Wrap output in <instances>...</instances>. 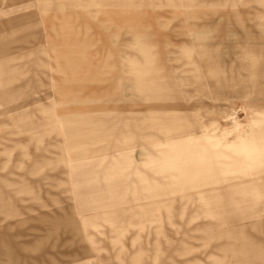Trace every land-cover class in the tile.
Returning a JSON list of instances; mask_svg holds the SVG:
<instances>
[{
	"label": "rangeland",
	"instance_id": "rangeland-1",
	"mask_svg": "<svg viewBox=\"0 0 264 264\" xmlns=\"http://www.w3.org/2000/svg\"><path fill=\"white\" fill-rule=\"evenodd\" d=\"M105 1L0 0V264H264V0Z\"/></svg>",
	"mask_w": 264,
	"mask_h": 264
},
{
	"label": "crops",
	"instance_id": "crops-1",
	"mask_svg": "<svg viewBox=\"0 0 264 264\" xmlns=\"http://www.w3.org/2000/svg\"><path fill=\"white\" fill-rule=\"evenodd\" d=\"M101 2H100V5H101V7H108L109 5H110V3H109V1H105V0H100ZM70 5V4H69ZM151 5V3L148 5V6H146V7H148V9H139V8H141L142 7V2L140 1V3H138L136 6H133V7H137L138 9H134V10H138L137 12L138 13H140L141 11L140 10H142V11H147V10H150L149 9V6ZM66 6H68V5H61V4H59V5H54V9H55V11L53 10V12H59V13H63L64 12V9L66 8ZM263 7H264V4L262 5ZM113 7H116L117 9H120L119 11L120 12H122V11H124V10H128V9H125V8H127V7H129L127 4H124V5H116V6H113ZM155 7V6H154ZM151 8H153V7H151ZM118 11V12H119ZM116 13V12H115ZM119 14H121V13H119ZM54 15H56V14H54ZM124 16V15H123ZM56 17V16H55ZM262 19H263V21H264V12L262 13ZM263 25H264V22H263ZM263 32H264V26H263ZM150 191H153V190H156V188H152V187H150ZM147 207H149V208H153V209H155L154 211H155V213H150V215L152 216V215H157V209H158V201H155V202H152V203H149L148 205H147Z\"/></svg>",
	"mask_w": 264,
	"mask_h": 264
}]
</instances>
